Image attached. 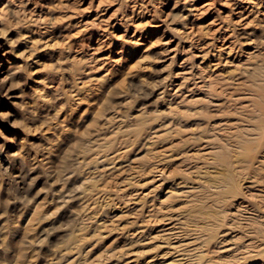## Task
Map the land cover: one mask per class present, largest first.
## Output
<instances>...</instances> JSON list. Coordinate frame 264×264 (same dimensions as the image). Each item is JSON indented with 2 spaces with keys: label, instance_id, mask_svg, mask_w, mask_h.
Segmentation results:
<instances>
[{
  "label": "rangeland",
  "instance_id": "rangeland-1",
  "mask_svg": "<svg viewBox=\"0 0 264 264\" xmlns=\"http://www.w3.org/2000/svg\"><path fill=\"white\" fill-rule=\"evenodd\" d=\"M99 1L105 10L101 21L94 19V8L87 9ZM185 1L206 4L208 13L188 24L212 22L210 31L182 32L190 26L179 20ZM242 1L0 0V264L163 260L166 249L157 247L160 240L123 235L140 219L139 208L151 200L182 205L183 199L167 198L166 192L197 183L192 168L200 160L194 152L207 147L206 130L221 129L226 142L235 144L246 137L247 122L255 123L256 115L264 118V91L255 85L264 76V0ZM228 13L243 19L234 29L224 17ZM38 14L57 26L52 36L56 43L33 50L29 40L39 39L44 30L36 22ZM139 21L142 30L134 28ZM212 38L218 48L237 42L230 55L223 53L219 59L239 65L240 71L224 61L217 67L222 76L204 70L202 78L212 82L211 104L203 110L201 104L187 103L180 108L188 113H169L167 106H177L175 95L180 94L170 76L190 46L207 51ZM211 60L210 54L204 61ZM195 77L182 90L186 96L199 93L193 88ZM252 93L261 96L254 105L249 102ZM236 120L240 125L229 129ZM153 131L165 139L150 144ZM151 149L172 156L161 182H155L154 173L142 171ZM128 175H136L135 194L121 196ZM245 180L253 182L252 188L235 199L215 194L212 182L204 183L192 199L182 232L198 224L200 216L212 214L243 228L240 235L248 237L233 241L239 252H253L264 244V169L251 170ZM140 193H148L145 202L138 201ZM119 201L122 205L115 207ZM80 227L85 231L78 237ZM231 236L221 245H202L204 260L196 264L264 263L260 257L241 263L232 253L221 252ZM63 248L66 253L60 258L57 252Z\"/></svg>",
  "mask_w": 264,
  "mask_h": 264
},
{
  "label": "bare ground",
  "instance_id": "bare-ground-1",
  "mask_svg": "<svg viewBox=\"0 0 264 264\" xmlns=\"http://www.w3.org/2000/svg\"><path fill=\"white\" fill-rule=\"evenodd\" d=\"M10 1L11 0H7V3L10 4ZM250 1L252 2L253 0H250ZM242 2H244V0ZM186 4L184 6V13L182 16H179V20L183 22L184 27L189 26V25L190 26L188 28H185L186 30L182 32L186 35V34L195 33L196 31L199 34H201L202 32L204 33V31L206 32L210 31V27L208 24L212 22L205 24V25L199 24L200 26H198V23H194V22L188 24V22L194 20L195 16L200 17V14L205 12V10L208 11L207 7L206 8L204 7L206 4L204 6L195 5L193 2L192 3L186 2ZM255 4L257 5V3ZM90 7L94 8V11H95V15H93L95 17L94 19H97V20L100 19V21L101 19H104L105 10H101V8L103 7L101 1L97 2L96 6L90 5L89 7H87V9H89ZM209 7L211 6L209 5ZM249 9H252V8H249ZM205 13H208V12H205ZM38 15L37 16L39 20L36 22H38L39 24H43L44 30H43V33H41L42 35L39 39L29 40L30 47L33 50H36L39 47H42V48H46L49 46L52 47L56 43L55 39H53L52 36H54L53 35L55 33L54 30H57V26H55L53 22L47 21L46 18H43V16L45 15H40V14ZM234 15L235 13L233 14L228 13L224 15V17L227 18L226 21H229L230 27L232 29H234L238 25L239 20L241 18L238 15L234 18L233 17ZM263 15L264 13L262 14V16ZM255 19H256V16H255ZM241 20L243 19L241 18ZM94 22L95 21H93V23ZM47 26L48 27L50 26L49 28H51V30L48 29ZM134 28L136 30H142L143 25L139 21V23H137L134 26ZM206 36L207 34L205 35V37ZM214 41L215 40L212 38V41L209 43V48L207 51L203 50L202 47H194V46L191 47L190 46L187 50L189 51L188 56L186 55L180 63L178 62L177 60L178 58L176 57V64L179 63L178 65L179 69L177 70V72H173L174 76H170V80L172 83H174L173 81H175L174 86L177 88V92L180 94L175 95L177 101L179 100L177 103V106H174V107L172 105L167 106V111L169 113L178 114L180 116L182 114H185L186 112L188 113L187 110L180 108L182 106H185V104L187 103L201 104L203 105L201 107V109L203 110L205 109V107H208V105L211 104L210 96L208 93L209 92L211 93L213 89L211 87L212 82L209 80L210 78L209 79L206 78L207 81L206 79L202 78L203 76L202 74H204L202 72L204 70L211 68L212 75L214 74V76H218L220 74L217 71V67L224 61L223 64L230 65V67L233 68L232 71H240V68L238 67L239 65L238 66L236 64L233 65L232 62H229L226 59H224L223 61L219 59L221 58L223 53H225V55H230L233 52L235 46L237 45V42L231 41L226 44H222L218 48L215 45ZM38 43H41L42 45L38 46L39 45ZM246 44L250 45L251 43L248 41V43L246 42ZM210 54L213 57V60L211 61H214L215 63L211 64L210 63L211 61H209L208 64H206L204 60ZM248 57H249L248 59H251L252 56H250L249 54ZM172 62L174 63L175 60L173 59ZM200 64H206V65L201 69ZM184 66H188V68H184ZM197 69H201V70H197ZM193 77H195V79H198V81L193 83V88L194 90L196 89L197 91H199V93H197V95L186 96L185 94L182 93V90L185 88L187 83L190 82V80L194 79ZM165 80H167V78ZM181 80L184 82H181ZM260 83H261L260 85H257V84L255 85L258 86L260 90L264 91V76L261 78ZM255 93H252L251 98H249V102L252 105H254L257 96L261 98L260 95H255ZM216 107H219V105H216ZM246 108L247 106H245V109ZM262 114H263V111H262ZM255 117L257 120L255 121V123L251 124L247 122V124L243 126L246 137H243V139H239L237 142H235V144H229L226 142L224 138L225 136L222 133L223 130L221 129L211 128L209 130H206L205 133L208 134V136H206L207 138H204L206 140L204 142L206 143L207 147H204V149L196 153L194 152V154H199L197 156L200 160L199 165L192 168L193 169L192 172H194V174L197 175V178H198L196 180L197 183L193 184V186H190L188 188L183 187V189L185 190L176 191L172 188H169V190L166 192L167 198L183 199L181 206L174 208L172 206H164L162 203H160V205H157L153 200H151L150 201L151 204L149 206L146 207V204H145L139 208L138 211L140 214L139 215L140 219H135L134 222L132 223L133 228L127 231L126 233H124L123 235L124 237L130 240L133 238L143 237L145 235L151 236L150 240H160L161 242L158 241L160 244H158L157 247L162 248V249L164 248L166 249V251L161 256L163 260L161 262H156L154 264H196L198 262L201 263L204 260V255L201 252L202 245L211 244V243L221 245L225 241V236H228L230 234H232L231 239H230L231 243L223 246L221 252L226 253L227 255H230L232 253L233 258H236V260L240 261L241 263L250 262L251 260H254L259 257L262 258V260L264 261V244L258 245V247L253 252H239L236 248V244L233 243V241H236V240L239 241V240H242L243 237L244 238L248 237L246 235L244 236L240 235L241 230H243L242 228L243 222L239 224V226L242 228L240 229L239 227L235 226V222H222L221 220H216L212 214L202 215L200 216L198 224H195L192 227V229H189V230L187 229L188 231L186 234L182 232L187 222V219L185 217H187L188 212L190 211L191 204L193 202L192 199L193 197L199 194L201 190L200 188L204 187V183L207 185L208 181L212 182L211 184H213L212 187H213V192L215 194H227L229 197H231V199H235L237 197L244 198L245 192H247L248 189L252 188L253 182H246V180L244 181L245 175L247 177L249 175V172L253 169L259 170V171H262L264 169V118L261 119L257 115ZM236 121L238 123L237 122L230 123L229 129H235L234 127L240 125L241 122H239V120H236ZM216 130H218L217 131L218 133L215 132ZM157 133L158 132L153 131V134L155 135L152 137L150 136L148 138L150 141V144L160 143L165 139L162 134L158 135ZM212 133H215V134H212ZM212 138H215L214 141L216 143H212L213 142ZM126 151L123 153H126ZM147 156H148V159L146 160L147 163L145 164V167L142 168V171L146 173H154L153 175H156L153 177V179H155V182L163 181L162 177L165 175H168L166 174L167 173L166 163L168 162V160L172 159L171 158L172 156L166 155L164 151L159 150V149L149 150V153L147 154ZM135 176L136 175H128V177H126L124 181V185H123L124 190L122 191L121 196L127 195L128 197L135 192L132 190L136 182ZM166 178H168V176ZM248 183L249 185H247ZM163 184L164 182L158 184L155 188H153V190L161 187ZM252 193H255V192H252ZM117 196L119 197L120 194H118ZM140 196L141 198L138 201L145 202V200L148 198V193L145 195H142V193H140ZM122 203L124 204L123 201ZM119 205H122L121 201H119L117 203V206L115 207H119ZM221 212H222L221 214H223L225 210H222ZM232 216L234 215L232 214ZM103 225H104V222L98 223V227H102ZM234 226L235 228L237 227L236 231L234 229ZM232 229H234V231ZM83 230L85 231V229L82 227H80L77 230L78 237H81L83 235ZM228 232H231V233L227 234ZM72 239H76V236ZM251 239L253 240L252 237H250V239L248 240L250 241V244L252 243ZM244 247L249 248V245L244 246ZM57 253L60 258H63V255H65L66 253V249L63 248L59 250ZM236 260L233 262H236ZM150 262L151 261H147L143 264H152ZM68 264H74V262H70ZM218 264H226V263H218ZM261 264H264V263H261Z\"/></svg>",
  "mask_w": 264,
  "mask_h": 264
}]
</instances>
